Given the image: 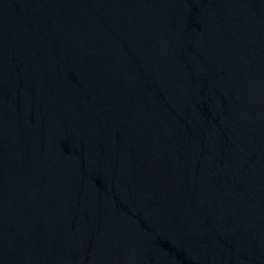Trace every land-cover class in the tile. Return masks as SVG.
I'll list each match as a JSON object with an SVG mask.
<instances>
[{"label": "water", "instance_id": "1", "mask_svg": "<svg viewBox=\"0 0 264 264\" xmlns=\"http://www.w3.org/2000/svg\"><path fill=\"white\" fill-rule=\"evenodd\" d=\"M0 264H264V0H0Z\"/></svg>", "mask_w": 264, "mask_h": 264}]
</instances>
